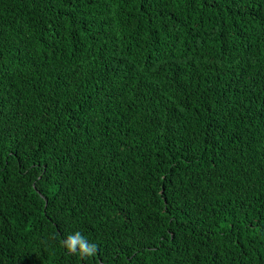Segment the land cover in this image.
Returning a JSON list of instances; mask_svg holds the SVG:
<instances>
[{
  "label": "trees",
  "instance_id": "1",
  "mask_svg": "<svg viewBox=\"0 0 264 264\" xmlns=\"http://www.w3.org/2000/svg\"><path fill=\"white\" fill-rule=\"evenodd\" d=\"M0 264H264V0H0Z\"/></svg>",
  "mask_w": 264,
  "mask_h": 264
},
{
  "label": "clouds",
  "instance_id": "2",
  "mask_svg": "<svg viewBox=\"0 0 264 264\" xmlns=\"http://www.w3.org/2000/svg\"><path fill=\"white\" fill-rule=\"evenodd\" d=\"M63 245L68 253H76L82 258L93 256L97 250V245L80 231L68 234Z\"/></svg>",
  "mask_w": 264,
  "mask_h": 264
}]
</instances>
